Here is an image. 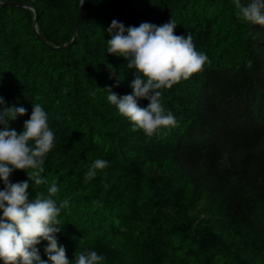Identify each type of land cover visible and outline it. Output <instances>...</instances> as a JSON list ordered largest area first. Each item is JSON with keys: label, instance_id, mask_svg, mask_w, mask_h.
<instances>
[{"label": "trees", "instance_id": "1", "mask_svg": "<svg viewBox=\"0 0 264 264\" xmlns=\"http://www.w3.org/2000/svg\"><path fill=\"white\" fill-rule=\"evenodd\" d=\"M0 2V96L27 109L11 127L22 132L38 103L55 137L46 183L36 186L27 170L10 180L28 181L30 200L55 183L58 205L68 201L57 236L70 264L87 251L101 264H264V26L246 20L237 0H85L79 24L82 0ZM10 3L38 11V33L34 12ZM170 19L209 62L159 90L178 126L149 137L103 90L131 94L135 78L128 59L108 54L107 29ZM76 26L67 50L40 37L68 45ZM97 159L108 166L86 182ZM46 246H36L44 260Z\"/></svg>", "mask_w": 264, "mask_h": 264}, {"label": "clouds", "instance_id": "2", "mask_svg": "<svg viewBox=\"0 0 264 264\" xmlns=\"http://www.w3.org/2000/svg\"><path fill=\"white\" fill-rule=\"evenodd\" d=\"M236 7L246 20L264 26V0H250L246 6L237 0ZM176 27L172 19L162 25L144 22L138 27H126L113 20L107 29L111 36L107 40L108 54L128 59L127 67L135 70V78L129 85L133 89L131 94L119 96L111 87L103 90L118 112L149 137L162 128L178 126L174 115L165 113L161 104L163 93L159 90L170 89L182 79H189L209 62L206 54L197 52L191 35L174 34ZM140 99H147L148 106L141 107ZM0 105L4 106L0 109V125L3 126L0 129V180L4 184L0 190V211L3 213L0 216V260L4 264H70L57 236L63 229L58 217L68 201H60L58 205L53 198L58 192L55 183L48 189L47 197L38 192L30 200L28 181L13 183L10 180L15 170H27L36 186L46 183L40 174L45 171V157L53 149L55 140L49 128V115L40 104H33L30 119L18 133L11 122L25 115L27 109L7 106L2 96ZM107 166V161L95 160L85 173V181L93 179L97 169ZM42 241H47L44 248L47 260L41 258L36 247ZM103 260L96 251L76 252L71 264H101Z\"/></svg>", "mask_w": 264, "mask_h": 264}, {"label": "water", "instance_id": "3", "mask_svg": "<svg viewBox=\"0 0 264 264\" xmlns=\"http://www.w3.org/2000/svg\"><path fill=\"white\" fill-rule=\"evenodd\" d=\"M0 5H3V3L0 2ZM9 5H11V6H18V7H21V8H28V9H31V10L34 12V14H35V18H34V30H35L36 33H38V20H39L38 17H39V15H38V11H37L34 7L29 6V5H25V4H16V3H10ZM84 5H85V0H82V2H81V6H80V10H79V14H78V20H77L78 23H77V24H79V22H80V20H81L82 13H83V10H84ZM40 37H41V39L45 42V44H46L47 46L53 48V49L56 50V51H59V50H67V49H69L70 46L73 45V44L76 42V40H77V26L75 27V32H74L73 40H72L71 43L68 44V45H63V46H60V47H52V46L49 45V43H48V42H47L42 36H40Z\"/></svg>", "mask_w": 264, "mask_h": 264}]
</instances>
